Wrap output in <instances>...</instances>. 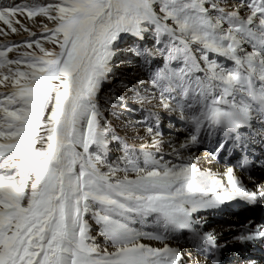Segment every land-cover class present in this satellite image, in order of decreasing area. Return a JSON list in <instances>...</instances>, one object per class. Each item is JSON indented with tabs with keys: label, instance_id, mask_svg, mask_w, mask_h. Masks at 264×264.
<instances>
[{
	"label": "snow or ice",
	"instance_id": "6c2138e0",
	"mask_svg": "<svg viewBox=\"0 0 264 264\" xmlns=\"http://www.w3.org/2000/svg\"><path fill=\"white\" fill-rule=\"evenodd\" d=\"M0 22V264H222L205 214L264 206V0H0Z\"/></svg>",
	"mask_w": 264,
	"mask_h": 264
},
{
	"label": "rangeland",
	"instance_id": "374dc122",
	"mask_svg": "<svg viewBox=\"0 0 264 264\" xmlns=\"http://www.w3.org/2000/svg\"><path fill=\"white\" fill-rule=\"evenodd\" d=\"M5 2H8V0H5ZM16 2H21V0H16ZM32 27V30L33 31H39L40 30V25L39 24H36V25H30ZM0 27H5V25L2 24V22H0ZM27 36V33H20L19 35H13L11 37V39L13 40H21L23 39L24 37ZM140 61L139 60H136L134 61L132 64H125L123 66H121L120 68L117 69V72H116V81H119L121 79H129L132 81V83H135V79L133 78V73L134 72H138L139 69H138V65H139ZM154 65L155 66H158V67H162L163 64H162V61L160 60H155L154 62ZM145 79H147V76L144 77ZM153 103H157L156 101H153ZM148 107H151L150 105ZM157 111H159L163 117V123L166 122L167 123V116L166 114L163 112V109L162 108H159L157 107L156 109ZM139 117V114L137 116H134V117H130V119H137ZM114 124L118 127V129L120 130L121 132V135H124L125 134V131L122 127L123 125V121H120V120H114L113 121ZM173 123H175V121H173ZM178 123H176L177 125ZM167 128V127H166ZM167 133L168 130L164 129V133ZM172 132H175L174 130H171L169 133H167L168 135H173L175 138H179V139H183V136L180 137V136H176L175 134H173ZM165 133V134H166ZM140 134L141 135H144L143 133V130L141 129L140 130ZM130 135V133H129ZM167 135V136H168ZM165 136V135H164ZM144 142H148V138L145 139ZM137 144L141 143V141H136ZM200 153H203V151H201ZM118 155V154H116ZM113 159H115V155L112 157ZM232 230V229H231ZM97 242L101 245V247H105L106 245L104 244V241H103V238L102 237H97ZM188 246V245H186ZM110 250V248H109ZM187 250V247L186 249Z\"/></svg>",
	"mask_w": 264,
	"mask_h": 264
},
{
	"label": "bare ground",
	"instance_id": "6f19581e",
	"mask_svg": "<svg viewBox=\"0 0 264 264\" xmlns=\"http://www.w3.org/2000/svg\"><path fill=\"white\" fill-rule=\"evenodd\" d=\"M169 137H172V138H175L173 135H165L164 136V139L165 140H167V139H169ZM164 150L167 152L168 151V148H167V146L165 145V148H164ZM196 155L197 156H199V157H201V164L202 165H204V166H208L207 165V160H206V155H204L203 153H200V152H197L196 153ZM232 162H234V161H230V163H232ZM222 164H214V165H212V167H213V170H215V171H223V168L225 167V165L223 164V162H221ZM228 226H230V225H228ZM232 234H233V231L232 230H228V231H224V234H223V236L221 237L222 239H231V237H232ZM185 245H187V244H185ZM111 250V249H110ZM189 250V248H188V246H187V250L186 251H188Z\"/></svg>",
	"mask_w": 264,
	"mask_h": 264
}]
</instances>
